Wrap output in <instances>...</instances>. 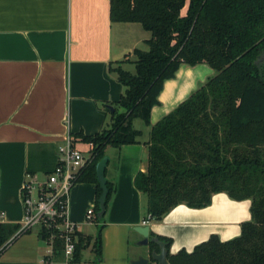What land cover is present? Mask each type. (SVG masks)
<instances>
[{"label":"trees","instance_id":"trees-1","mask_svg":"<svg viewBox=\"0 0 264 264\" xmlns=\"http://www.w3.org/2000/svg\"><path fill=\"white\" fill-rule=\"evenodd\" d=\"M109 18L138 22L150 36L146 49L132 51L133 72L112 68L123 90L111 102L109 124L92 134H70L73 144H90L91 159L75 183L95 184L91 221L97 225L94 235L74 231L70 261L80 260L88 246L96 263L101 257L105 211L97 216L101 188L96 163L106 147L139 142L141 130L133 120L149 124L164 80L174 77L181 63L204 62L213 74L151 124L144 141L147 167L135 173L133 183L145 196L147 219L159 220L181 203L205 207L217 192L250 200V218L228 239L211 233L191 250L170 252L172 238L150 231L165 242L168 264H264V73L255 62L264 51V0H109ZM57 158V146L31 144L26 173L48 174ZM106 186L105 209L113 191L107 179ZM19 225L0 221V253L17 237ZM38 234L46 239L49 229L42 226ZM148 243L150 252L159 249L155 241ZM52 252L64 255L58 236Z\"/></svg>","mask_w":264,"mask_h":264},{"label":"crops","instance_id":"crops-1","mask_svg":"<svg viewBox=\"0 0 264 264\" xmlns=\"http://www.w3.org/2000/svg\"><path fill=\"white\" fill-rule=\"evenodd\" d=\"M150 36L138 22L111 21L109 0H0V221L20 223V188L31 144L57 146L67 134H92L109 124L112 101L123 86L113 67L132 61V51ZM123 68V67H122ZM214 72L208 64L181 63L163 82L149 124L138 126L139 142L122 144L108 154L104 174L113 191L104 213L101 257L90 246L78 261L53 254L38 230L19 234L0 253V264H130L142 236L135 225L172 238L176 252L211 233L228 239L250 218L249 199L214 193L201 208L178 204L161 219L145 218V196L134 186L137 171L147 167L151 124L172 110ZM77 146L87 149L83 142ZM114 147V146H112ZM95 184L76 182L69 190L67 216L77 230L94 235L97 225L85 217L94 205ZM144 221V222H143ZM95 227V228H94Z\"/></svg>","mask_w":264,"mask_h":264},{"label":"built area","instance_id":"built-area-1","mask_svg":"<svg viewBox=\"0 0 264 264\" xmlns=\"http://www.w3.org/2000/svg\"><path fill=\"white\" fill-rule=\"evenodd\" d=\"M73 144L70 134L57 145L58 162L48 173H26L20 188L23 204V218L15 235L37 225L49 229L45 239L52 252L56 236L63 240V253L66 260L72 258L75 247V222L67 216V203L70 188L75 183L80 169L91 159L90 152ZM94 216L93 206L86 210L85 217L91 221ZM144 222V221H143ZM8 240V244L10 241Z\"/></svg>","mask_w":264,"mask_h":264},{"label":"water","instance_id":"water-1","mask_svg":"<svg viewBox=\"0 0 264 264\" xmlns=\"http://www.w3.org/2000/svg\"><path fill=\"white\" fill-rule=\"evenodd\" d=\"M108 107L112 110V107L108 105ZM108 156L104 155L97 163H96V177L101 188V193L98 197L99 210L97 211V216L101 217L105 211V198L108 192L106 186V177L104 174L105 166L107 164ZM134 229L142 236L141 240L138 243L147 244L149 241H155L159 249L152 250L150 252V258L155 264H168L167 261V248L165 246V242L163 240L158 239L157 235H151L149 230V225L147 224H139L135 225ZM130 264H154L151 263L149 258L139 254L136 258H132L129 260Z\"/></svg>","mask_w":264,"mask_h":264},{"label":"rangeland","instance_id":"rangeland-1","mask_svg":"<svg viewBox=\"0 0 264 264\" xmlns=\"http://www.w3.org/2000/svg\"><path fill=\"white\" fill-rule=\"evenodd\" d=\"M140 48H142V49H146V48H147V44H146V43H142V44L140 45ZM132 59H134V55H132ZM255 62H256V64H257V66L259 67V69L261 70V72L264 73V51L259 52V54H258V56H257V58H256V60H255ZM122 67H123L124 69H127V70L131 71V72L134 71V63H133L132 61L128 62L127 64L123 65ZM133 126H134V127H138V126H143V127H144L145 125H144L143 121H142L140 118H135V119L133 120ZM142 137H143V136L140 135L138 138H142ZM113 151H116V148H115V147H112V146H108V151H107V153H108V154H110V153H114ZM109 152H110V153H109ZM94 228H95V227H94ZM37 229H38V226L35 225V226H33L32 228H30L29 230L23 232L22 234H24V233H28V232H34V231H36ZM22 234H21V235H22ZM140 240H141V239H140ZM134 247H135L134 249H138V250H140L141 252H143V253L146 254L147 250H149V243H147V244L137 243ZM148 257H149L150 262L153 263L152 260L150 259V256H149V255H148Z\"/></svg>","mask_w":264,"mask_h":264},{"label":"flooded vegetation","instance_id":"flooded-vegetation-1","mask_svg":"<svg viewBox=\"0 0 264 264\" xmlns=\"http://www.w3.org/2000/svg\"><path fill=\"white\" fill-rule=\"evenodd\" d=\"M149 256H150V249H149ZM149 258V257H148ZM153 262V261H152ZM155 264V262H153Z\"/></svg>","mask_w":264,"mask_h":264}]
</instances>
